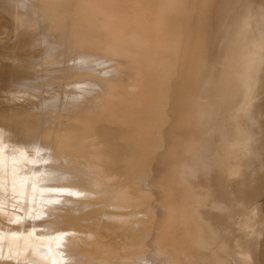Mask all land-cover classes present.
Masks as SVG:
<instances>
[{
	"label": "bare ground",
	"instance_id": "6f19581e",
	"mask_svg": "<svg viewBox=\"0 0 264 264\" xmlns=\"http://www.w3.org/2000/svg\"><path fill=\"white\" fill-rule=\"evenodd\" d=\"M103 1L105 2L106 0H103ZM121 1L128 5V6L126 5L128 7V9L126 10V12H123V13H121V12L123 11V9H126L125 7L123 9L121 8L120 12H119V10H120L119 9V10H116V13H113V12H111L112 10L109 11L106 7H104L105 8V10H104V9H102V7L100 5L99 6L95 5L96 1H95V3L92 4V0H80L77 3L75 2L76 3V7H73V9L71 8L73 2L71 4L68 0H62V1H59V0H43V2L41 4H39V2L37 4H34V0H14V4L12 6L14 7L15 5H17V6L26 7V5H29V6H34L35 5L33 7L34 11H30V12L28 11L27 14L23 13V16H22V13L19 11V13H21V17L25 18V19L18 18V15H17L16 19L18 20V22L20 24H23V25L24 24L25 25L28 24V25L32 26V24H35V23L38 22L39 16H41V17L48 16L49 19H51L50 21H52V23L54 25H56V26L58 24H62L65 20H67L69 23L73 22V23H70V24H73L72 28L75 29V30L71 29L69 31V29H68V31H69L68 35H69V37L70 36L72 37L71 40L74 38V40L79 39V41L86 42V43H89V44L91 42V44H93L94 42H96L95 40L99 41V37L101 39H106V41H102L101 42V45H98V46H100L99 49H101L103 51L104 50L109 51L111 54H114V55H120L121 58L122 57H127V58H130V60L132 58V59H135V61L139 59L138 60L139 63H135V65H137V67L139 69V70L136 69V71H135L137 75H141V74H143L145 72H148L149 67H151V66L153 67L154 64L157 65V63H161V65L166 66L165 70L163 71L164 74H165V71L167 70V68L170 67L171 69L169 68L166 71V73L167 74L169 73L168 75L173 73L174 76L172 75V79L171 78L168 79L169 76L167 74H165V75H166V77L168 76L167 81L171 80L172 83L171 82H167V83H170V85H169L170 87L169 86L168 87L170 88V90H174L173 93L176 96L174 98H172L170 96H169L170 98H168V99L166 98L168 103H173L174 100H177V99H179L180 101L193 99L196 95H198L199 92H205L206 96H210V97H214V98L235 99V100L230 102V104H219V105L213 104V105H204V106H189V105H185L184 107H179V108H177L175 110V112L177 114L174 113L176 115V117L175 118L174 117L171 118L172 120H169V121H167V120L166 121H161L160 120V121H158L156 119H153L152 121L146 122L144 126H140V128L139 127L138 128H131V130H129L127 134L125 133V131L121 132L119 130L122 133L120 137H118V135H115V136L111 135L112 137L105 138L106 135L109 136L110 133L114 134L116 132V130L119 128V125H118L119 123H121L122 121H125V120L127 121L128 118L134 117V116H132V114L128 113L129 111L123 110L122 107L126 103L125 101H127L128 99H126L127 96L125 97V95L123 94L125 92L121 93L120 92L121 90H120L119 92H117L118 94L110 93L112 95H109V98L112 100V103L111 102L108 103L109 105L107 103L102 105L104 100H103V102L100 100L102 103L97 108H94L96 106L90 107V104L87 105L88 106L87 109L89 111H87L88 113L86 115H84V116L81 114V112H83L84 111V107H87V106L85 104H82V102L80 103L81 105L78 104V103L77 104H67V106L64 105V106H66L67 110L65 109L66 110L65 115L62 116L61 118L57 117V113L58 112L53 111L50 114L55 115V118H54L55 120H53L50 124H47V123L45 124L44 123L45 126L48 125V126L45 127V132H47L48 134L50 132H53L52 130H54L58 126H60V122L59 121H62V122L64 121L65 122L66 120H68V121L72 120L75 123L78 122L76 125H78V124L79 125L77 126V129H76L77 131H76V133L74 132L75 133L74 135H73V133H71L72 135H70L65 140H63L61 138L62 139V141H61L59 139L60 141L58 142L59 143L58 144L59 145L58 149H60V147H63V146L65 147V146L69 145V143H71V144L74 143L75 145L78 146L76 148L78 151H76V149H71V147H70V149L65 150V152L63 154H65L69 158L70 162L72 164L76 165V166L77 165H81V167H84V166L91 167V169H92L91 172L92 173H88V175L90 174L89 181L91 182V183L89 182L88 185L92 184L91 188L94 185H97L98 187L101 186V188H103V187L108 186L109 183L112 180H115V181L118 180L119 181V180H122V179H127V180H132L133 181V183L130 186H127L128 194L130 192L129 190H131L132 187L133 188L135 187V189H136V188H139L140 186H142L143 187V189H142L143 191H144V187L145 188L148 187L149 190H151L153 188L151 183L153 184V182L149 178L151 176H148V175L150 174V175L153 176L155 170H153V174H152V169H156V167L159 168L160 166H162L161 168L165 169V167H164L165 165H167L166 168L169 167L170 165H171V167L173 166L172 168L175 170L174 171L175 174H174V172H171L172 170H170V172L166 173L167 172V169H166L165 170L166 171L165 172L166 175L161 174V175L164 176V181H165V179H166V182H167V180L170 181L171 178H175V177L180 178L181 181H184V182H182L184 184V186L180 189V192L179 191L175 192V191H177V189L175 190V186L172 187V186L169 185V186L165 187L166 189H167V187H169V188H172L174 190V192L172 193L173 196H177V197L178 196L179 197L180 196H185V195L189 196L190 194L188 192H190V190H191V189L189 190V188H192V187L190 185H188V184H195V185L198 186L199 190L198 191L194 190L195 191L194 193H196V195L194 194L195 195L194 197H196L198 195L196 197L198 199L194 198L192 200V202L193 201L195 202V200L197 202V200H198V202H197V204H198L197 206L198 207L199 206L201 208H203V206L206 207V208L208 207L209 210L208 209L205 210V208L204 209H200V207L199 208H195V206L192 205V204L191 205L194 206V207H190L188 205L187 207H189V208H185L184 206H186V205L182 206L181 203L187 201V199H190L189 202L191 201V199L193 198L191 196H190L191 198H186V197L182 198V199L177 198L178 201L174 200L175 202H173V200L172 201L170 200L171 202H168V200H169L168 199L167 200L168 207L165 208V210H166V213L170 216L171 219H164L163 218L164 220H162V219L159 218L162 221L158 222V226H162V228H164L165 231L166 230L168 231L167 235L165 233H161L160 234L161 235L160 239H159V241L157 242V244L155 246H153L152 242H150L148 244L146 242V246L149 245L150 248L160 247L161 249H159V250L165 252L164 248L166 250H168V248H169L168 245H167V242H169V241L167 239L168 238L175 239L176 243H171L170 242L171 245L173 246V248L170 249L169 252H171V254H172V252H175L176 253L175 255L177 257L182 256V255L186 256L189 259L191 264H236L238 262L237 258H240L242 260L241 262H243V263L245 262L246 263L248 261L247 258H250V256L248 257V254H250L251 252L253 253V255L255 253L256 257L257 256L264 257V241L261 238H259V239H261V241H259V239L257 238V236H258L257 232L259 233V230L256 229L257 232L253 233V232H255V227L253 225H255L256 224L255 222H257L258 225H256V227L258 226L260 231H262L263 235H264V221H261V222L260 221H255V222H253L255 224L251 223L250 222V217H249L251 213H247L251 209L246 212L244 207H243V204H245V203L247 204V200H248V202L250 201L248 198H251V196H252V198H254L256 196L257 197L260 196V198L264 199V197H262V195H260V194L264 193V188H263L264 184H261V183H264V172H260L262 169L260 170L258 168L260 163H259L258 166H256L257 164L254 165V162L257 163L259 161L258 158L261 159V157H264V155L261 156V157H258L257 159H255V161L252 158L254 155L256 156V154H257L256 151H260V150L264 149V102H258L260 104H252V105H249V104L245 103V101H247L248 99L256 96L258 93H260L261 91L264 90V53L261 54L264 51V0H120V3H122ZM142 1L143 2L146 1V2L153 3L155 5V8L154 9L150 8V10H148L146 13H143L140 16H138L136 18L135 24L133 26H131L130 29L128 28V30L125 31L127 34H130V38H124V34L125 33L122 32V29L127 27L125 25L127 23L122 22V20L127 18V16H129V13L133 9L134 5H136L137 3L142 2ZM75 3L73 4L74 6H75ZM112 4H114V3H112ZM9 5L10 4H9V2H7V0H0V6H4L6 8ZM118 5H122L123 6V4H118ZM95 6H97V7H95ZM9 7H11V5ZM69 7H70V12L68 11ZM74 8H76V9H74ZM13 9L10 8L12 13L14 12V14H15L16 10L13 11ZM109 9H110V6H109ZM95 11H99L98 12L99 17L98 18L96 17L98 20H97V23L96 22L95 23L98 25V26L97 25L96 26L100 30H98L96 32H93V33L82 32L84 29L87 28V26H90L91 24H93L92 23L93 20H91L92 19L91 15H93L92 12H95ZM17 12L18 11H16V14H18ZM81 12H84V14L86 15L85 19H82ZM130 15H131V13H130ZM78 16L81 17V19ZM168 19H169V21L171 19H174V20L171 21V24L174 21V24H172V26H171V24L169 25L167 23ZM40 21L42 22V20H40ZM38 24H40V23H38ZM111 24L115 25V28H116L115 30H117V31H114L113 33L109 34L110 36L109 35L106 36L105 33H104L105 31H103V29L106 26H109ZM136 25H137V27H136ZM61 26H63V25H61ZM144 26H146V27H144ZM153 26H156L157 28H159V31L157 30V32L154 29L155 34L154 33L151 34V33L148 32L149 29L152 28ZM67 27L68 26H66L64 28L66 29ZM40 28L41 27H39V29ZM153 28H155V27H153ZM105 30H108V29H105ZM118 30H119V32H118ZM121 33H124V34H121ZM89 38H92V41L89 40L90 41L89 42L87 40ZM67 39L69 40L68 37H67ZM80 44H82V43L80 42ZM96 44H97V42H96ZM84 45H85V43H84ZM173 47H179L180 50L176 49V50H179V51L177 53H174V52H176V50L173 52V50H174ZM52 48H56V47L53 46ZM106 53H108V52H106ZM81 54H83V53H81ZM102 54H104V53H102ZM78 56L80 57L81 55H78ZM90 58H91V56H90ZM127 58H125V59H127ZM94 59L95 58H93V60ZM131 61H134V60H131ZM37 62H38V60H37ZM84 62H85V60L82 63H84ZM89 64H91V62ZM131 64H133V63H131ZM95 65H97V63ZM130 68H132V67H130ZM143 69H145V70H143ZM123 72H125V71H123ZM25 73H26V71H25ZM156 73L157 72H155V75H157ZM22 74L25 75L24 72H22ZM22 74H20L21 77H22ZM45 74H46V72H45ZM159 75H161V74H159ZM25 76H26L25 78L28 80V82L33 81L34 84H35V82H38V80H39L38 79V75H36L37 78H35V75H33L34 77L33 76L30 77L29 75H25ZM201 76H202V78H201ZM27 77H29V78H27ZM11 78H13V76ZM20 79L21 80H17V81H22L23 80L22 78H20ZM26 79H24V80L26 81ZM153 79H154V77H153ZM153 79L151 81H153ZM51 80H52V78H51ZM25 81H22V82H25ZM13 82H16V81H13ZM96 84H98V83H96ZM164 84H166V83L165 82L162 83L161 81H156V82H151L147 86H149L151 88L153 87L154 89L157 88L156 89V92H157V90L159 91V88L162 87L161 88L162 90H163V88H165V87H163ZM168 87H166V88H168ZM15 89H16V87H15ZM161 89H160V91H161ZM19 90H20V88H19ZM132 90L133 89H131L130 91H132ZM149 91H151V89ZM136 92H137V90H136ZM113 93H115V92H113ZM132 94H134V92ZM129 95H131V92H130ZM34 96H36V95H34ZM46 96L47 95L45 94L44 97H46ZM135 96L139 98V96H137V94ZM140 96H143L142 98H144V99H145L144 96H147V99L149 98V95H147V93H146V95L142 94ZM155 96H157V95H155ZM37 97L38 96H36V98ZM44 97L42 95L41 98H44ZM51 97H53V96L51 95ZM47 98L48 99L50 98L49 94H48ZM128 98H129V96H128ZM132 98L134 99V101H136L138 104H140V106L142 108H144V110L142 109L143 110L142 113L145 112V113L149 114V112H151L153 109H155V107L158 104V102H157V104H155L156 102L154 101L155 102L154 103L152 100L148 101L146 103H142V101H144L143 99H141L142 100L141 101L140 98H139V100L135 99L134 97H132ZM37 99L39 101V98H37ZM56 99H58V98H56ZM104 99H105V97H104ZM160 100H162V98ZM145 101H147V100L145 99ZM41 102H42V100H41ZM55 103H56V101H55ZM92 103H94V102H92ZM161 103H162V101H161ZM243 103H245V104H243ZM129 104L130 103H128V105ZM133 104H134V102H133ZM128 105H126V106H128ZM165 105H167V104L165 103ZM105 106H106V108L108 107L107 111L104 108ZM132 106L129 107L128 110H130V108L132 110ZM16 107L17 108H9V107H7V109L5 108V110L2 109L0 111L1 112L0 113V117H2L4 119V122L6 120L9 121V123L13 122V123H15L16 126H18V127L21 126L26 131H28V129H36L37 130V129L41 128V123H40L41 114L32 111L31 110L32 108L31 109L20 108L19 105L18 106L16 105ZM139 107H137V108H139ZM47 108H49V107H47ZM87 109H85V110H87ZM120 109H122V110H120ZM124 109H126L125 106H124ZM45 110H46V106H45ZM68 110H69V112H67ZM76 111H79L78 113H79L80 117H78V113H75ZM98 111H99L100 114L95 116V113L98 112ZM140 112H141V110L139 109V111L136 112V113H140ZM90 113H92V114H90ZM50 117H52V116H50ZM165 117H166V115H165ZM167 117H170V116H167ZM213 117H221L222 119H224V123L222 125L216 127V128H213L212 124H211V118H213ZM163 119H164V116H163ZM168 119H170V118H168ZM80 122H82V125L85 123V125L83 127H82V125L80 126ZM113 123H116L117 129L113 126L114 125ZM2 125H6V127L3 126L4 128H6V131H4V128H3L4 133H2L3 131L1 130L2 129V127H1L0 130L2 132L0 134H6L7 131H8L7 128H9V127H7V124H3L2 123ZM65 126H66V129H67L68 125H65ZM241 126H243L246 129H248L250 131V133H251L250 137L247 140H245L242 143L241 146L244 147V145H245V147H249L248 149H250L251 152L246 151L244 149L245 147L242 148L240 145H238V144L236 145L237 142L235 140V136H236V134L239 131ZM75 127H73V128H75ZM142 127L145 129V134H143L144 135L143 138L142 137L140 138L138 133L142 129ZM64 128L65 127H63V129ZM60 129H61V126H60V128L58 130H60ZM66 129L64 130V132L66 131ZM71 129L72 128H70V130ZM13 131H15V130L13 129ZM119 131L117 130V132H119ZM8 132H10V130ZM16 132H15V134H14V132H12L15 135V137H13L12 140H15L17 143H19L20 142V139H19L20 137L18 138V135H17ZM21 132L26 133L23 130H21ZM55 132L56 131L54 130V133ZM68 132H70V131H68ZM12 133H11V135L14 136ZM57 133L59 134L60 132L58 131ZM142 133H144V132H142ZM142 133H140V134H142ZM221 133H223V134L221 135ZM8 134H6V135H8ZM1 136H3V135H1ZM9 136H10V134L8 136L4 135L3 137L7 138ZM23 136H25V135H23ZM91 136H95V138H93ZM140 136H142V135H140ZM3 137H2V139H3ZM57 137H58V135H57ZM6 138L3 139V140H6ZM9 139H11V136L9 137ZM17 139H19V142H18ZM21 139H23V138H21ZM2 141H0V142H2ZM6 141H8V138H7ZM23 141H25V140H23ZM23 141L21 140L22 143H23ZM4 142L5 141H3L2 143H4ZM21 142H20V144H21ZM8 143H9V141L7 142V144L6 143H4V144H6L7 147L10 146V147H8L9 149H13V147L15 148L17 145L19 147V144L15 143V142L14 143L16 144V146L15 145L12 146L11 144H13V143H11V144L9 143V145H8ZM85 143L87 145H85ZM28 145H30V144H28ZM33 145L35 146L36 150L38 151L39 148H37V146H39V144H37V146L35 144H33ZM0 146H1V143H0ZM11 146H12V148H11ZM51 146H52V144H51ZM81 146L82 147L84 146L83 148H85V149L87 148L88 149V153L80 152L81 149H82ZM18 147L15 148V149L17 150V149H20V148L23 147V149H21V151L22 150L25 151V149H24L25 145L21 144V147H19V148ZM27 147L28 146H26V152H27V149L29 148V147L28 148ZM52 147H54V146H52ZM126 147L128 149L133 150V151L135 150V152H133L131 150H127L128 151L127 153L130 154V152H132L133 156H131V157L127 156L128 154L127 155L124 154L125 155L124 156L122 154V152H120V150H122V151L125 150V149H121V148H126ZM30 148L31 149H35V148H32V146ZM54 148H56V147H54ZM54 148H53V150H54ZM142 148H145V151H142ZM150 148H151V151H149ZM251 148H253L254 150L253 149L251 150ZM3 149H2L3 151H7V150H5V146H4ZM16 150L13 149L11 151L15 152ZM36 150H34V151L36 153H39ZM53 150H51V151H53ZM243 150H245L244 151L245 153L247 152V154L246 155L244 154V156H242ZM3 151H1V152H3ZM8 151H10V150H8ZM8 151H7V153H9L8 156L12 155L11 154L12 152L11 151L8 152ZM21 151L19 150L20 154H21ZM24 151H22L21 156L19 155L18 152L17 153H18L19 156L17 155L16 152L14 154H16L18 156V158L23 157V159H24V157H26L25 156L26 153L23 154ZM58 151L60 152L61 150H58ZM30 152L28 151L29 154H30ZM54 152H55V150H54ZM252 152H254L256 154H254ZM260 152H262V151H260ZM260 152H258V153L260 154ZM36 153H35V155H36ZM48 153H49V151H48ZM6 154H4V155H6ZM51 154H52V152H51ZM259 154H257V155L260 156ZM2 155H3V153L0 155V157ZM130 155H132V154H130ZM14 156L12 155V156H10V158L14 157ZM17 156H15L14 158L17 159L16 158ZM52 156H55V155H52ZM31 157H32V154H31ZM48 157H49V155H48ZM62 158H63V156H62ZM5 159H7V157ZM37 159H39V158H37ZM218 159L221 162L219 164L217 163V165L216 164L213 165L214 163H216L215 160H218ZM1 160H3V159H0V161ZM25 160H26V158H25ZM256 160H258V161L256 162ZM262 160H263V158H262ZM193 161L194 162L198 161L199 163L200 162L201 163L199 165H196L197 166L196 168L190 169V170H192L191 174H187L185 172H181L180 170L176 172V168L179 169V167H181V170H183V169L189 170L187 168H184V164H186V165L190 164L191 165L192 163L194 164ZM238 161H239V163H238ZM189 162H192V163H189ZM198 162H196V163H198ZM45 163H47V162H45ZM263 163H264V160H263ZM16 164H18V163H16ZM132 164H137L136 165V169H137V167L139 165H141V166L138 167L139 170L138 169L137 170H133L132 168H134L135 166L133 165L134 167L131 168ZM176 164L177 165L180 164V165L178 167H176L175 166ZM181 164H183V167H182ZM21 166H24V165H21ZM56 166H58V165H56ZM174 166L176 168H174ZM241 166H243V167H241ZM261 166H260V168H263ZM171 167H170V169H171ZM188 167H190V166H188ZM240 167L242 169L244 167L245 168L253 167L255 170L253 169L252 173L250 171L251 169H248L250 171L249 174H255V173L257 174V173H259V174H257L258 177L256 176L255 179H257L258 182L259 181L261 182V183H259L261 186L259 184H257L258 186H256L255 179L254 180L251 179L252 177L254 178L253 175H251V178L247 177V176H250L248 174V171L247 172L244 171V175H243V172H242L241 175H243V176H241V177L240 176L239 177L236 176L235 172H237L236 170L241 169ZM23 168L21 167V169H23ZM26 169H25V171H26ZM48 169L49 168H47V170ZM119 169H121L120 172L116 173V170L118 171ZM28 170L30 171L31 169L29 168ZM243 170H245V169H243ZM44 171L47 172L46 169H44ZM160 171H161V169H160ZM50 172H51V170H50ZM60 172H62V171H60ZM157 172H159V171H157ZM240 172H241V170L238 173H240ZM71 173H73V172L71 171ZM76 173H78V172L75 171L74 174H76ZM68 174H64L63 177H60L61 180L63 179V181H70V180L74 179L71 176V174L70 175H68ZM74 174H73V176H75ZM81 174L82 175H80L79 178L81 176H83L84 173L81 172ZM158 174L160 175V173H158ZM52 176L55 177V175H52ZM154 176H157V175H154ZM154 176H153V178H155ZM230 176L231 177L234 176V178H232V180L229 181L228 178ZM54 177H51V178H53V180H54ZM76 177H77V174H76ZM159 177L162 178V176H159ZM159 177H158V179H159ZM55 179H57V178H55ZM176 179H172V180L174 181ZM50 180H52V179H50ZM159 180H155V182H157V181L159 182ZM172 180H171V182H172ZM252 181H254L253 183H255V185H253ZM79 182H81L80 179H79ZM87 182H88V180H87ZM179 182L180 181L177 180L175 183H179ZM157 183H155L156 185H154V188L152 190L157 188L156 187L158 185ZM84 184H86V182L85 183L83 182V185ZM81 185H82V183H81ZM43 186H47V185L44 184ZM136 186H139V187H136ZM150 187H152V188H150ZM158 188H159V185H158ZM163 188L161 187V188H159V190L162 191ZM118 189H119V187L117 188V190L115 189L116 191H114V195H116V196L127 195V192L125 191L126 189L125 190L123 188H122L123 190H118ZM120 189H121V187H120ZM166 189H164V190H166ZM62 190H64V189H62ZM82 190H83V188H82ZM106 190L104 192L108 193L110 191V189L108 191H106ZM149 190L146 191V193L149 195V197L145 201L151 200L152 199L151 197L153 195H156L155 193L154 194L152 193L153 195L151 196V193L149 194V192H150ZM94 191H95V189H94ZM42 193H44V192H42ZM167 193H169V191H167ZM167 193L165 194V196L168 195ZM190 193H193V192H190ZM255 193H256V196L254 195ZM51 194H53V193H51ZM51 194H49V195H51ZM258 194H259V196H258ZM109 195H111V194H109ZM156 196H160V195L157 194ZM242 196L245 198V200H243L241 202L239 199ZM47 197H48V195H47ZM243 197H242V199H243ZM2 198H4V197H2ZM165 198H167V197H165ZM255 199H257V198H255ZM79 200H81V197H80ZM145 201L141 202V203L144 204ZM227 201L228 202L230 201L232 204L236 203V202H240L242 207H240V206L237 207L236 206L239 209H237L236 207H233L236 210H232L231 209V211H229L230 208H226L228 206L224 205V203H226ZM254 201L256 202V204L258 203V201H256V200H254ZM261 201L259 200L258 204H260ZM50 202H51V200H50ZM50 202H48L46 204H49ZM251 202H253V201H251ZM251 202H249V203H251ZM263 202L264 201H262V203ZM38 203L40 205H42L39 201H38ZM42 203H45V202H42ZM258 204H257V206H258ZM152 205H154V204H152ZM152 205H150V207ZM44 206H46V205H44ZM48 206H50V205H48ZM61 206H63V205H61ZM261 206L258 207V209L255 208V210H259V208H262ZM116 207H118V206H116ZM252 207L253 206H251V208ZM39 208H40V206H39ZM225 208H226V213L230 214V215H227L226 213H224V209ZM249 208H250V206H249ZM0 209H1V207H0ZM227 209H229V210H227ZM243 209H244V211L247 214L245 212H243ZM35 210H36V208H35ZM262 210H264V207H263V209H261V211ZM36 211H38V210H36ZM43 211H45V210H43ZM254 211H252V212H254ZM3 212L4 211H2V214H4ZM39 213H41V212H39ZM46 213H44V214H46ZM223 213L226 214L225 215V219H226V216H227V220H228V218L233 217V218H236L237 222H238V220L240 219V221H241L240 224L241 223L243 224V225H241L242 227L244 226V223H245L244 229H246V230L244 231L245 232L244 234L245 235L247 234L248 236L244 237V234H241V232H240L241 226H240V228L237 227V229H236V227H235L233 229V230L239 231V233L241 235L237 234L236 231H235L236 232L235 234L233 232L230 233V234L233 233V235L228 234L229 233V231H228V229H229L228 228L229 221L225 220V221L228 222V223L226 222L227 225H225V223L223 221L224 217L222 218V216H221V215H224ZM244 213L246 215H249L248 216L249 217V221L247 220L246 215L244 216ZM254 213L256 214V211ZM260 214L262 215V213H260ZM260 214H259V216H260ZM54 215H56V213ZM254 215H253V218H254ZM0 217H2V216H0ZM126 217H127V215H126ZM251 217H252V215H251ZM7 218L9 219L10 217H7ZM43 218H41V219H43ZM140 218H141V216H140ZM255 218L257 219V216H255ZM12 219H14V218H12ZM256 219H254V220H256ZM16 220L19 221V219H16ZM57 220H59V219H57ZM138 220H139V218H138ZM141 220H142V218H141ZM234 220L232 219V223H237V222H234ZM262 220H263V218H262ZM1 222H2V220L0 221V223ZM106 222H108V221H106ZM258 222H260V223H258ZM12 223H14V222H12ZM17 223H19V222H17ZM17 223H15V224H17ZM4 224H5V222L3 221L2 225H4ZM43 224H41V226ZM56 224L57 223H55V226H56ZM70 224H74V223L70 222ZM77 224H79V223H77ZM146 224H147V222H146ZM5 225L4 226L0 225V226L3 229L5 227ZM29 225H32V224H29ZM89 225H90V223H89ZM17 226H20V225L17 224ZM171 226H173V227L175 226L174 233L170 232V227ZM173 227H171V228H173ZM6 228H7V225H6ZM6 228H5V230L8 232V234H9V232L11 233V231L13 232V233H11V235L12 234L13 235L16 234L18 232V230H20V229L16 228L17 232L14 231L13 226L10 227V229L13 228V230H9V228L8 229H6ZM75 228H78V227H75ZM249 228L252 229V231H253V232L250 231L252 233L250 235L247 233V231L250 230ZM253 228H254V230H253ZM36 229H37V227H36ZM36 229H35V232H36ZM79 229H80V227H79ZM225 229L228 232L227 233L228 235L224 234V236H223L222 232ZM28 230H30L29 227L27 229V232H28ZM83 230H84V228H83ZM2 231H4V230H2ZM6 231H4L3 233H5ZM128 231H127V234H128ZM171 231H173V230H171ZM205 232H208L210 234L206 235ZM45 233L47 235V232H45ZM70 233H72V232H70ZM75 233H77V231ZM129 233H132V231L129 232ZM190 233H193L195 235V237L193 236V238L189 239L188 234H190ZM5 234H7V233H5ZM38 234L40 235V233H38ZM98 234L100 235V233H98ZM147 234H149V233H147ZM28 235L31 236L32 234H29V232H28ZM67 235H68V232H67ZM150 235H152V234H150ZM225 235H227V236H225ZM242 235H243V237H242ZM156 236H155V238H156ZM190 236H191V234H190ZM260 236H262V235H260ZM10 237L12 238L13 236H10ZM32 237H35V235L34 236L32 235ZM69 237H71V236L69 235ZM69 237H67V238H69ZM89 237H90V235H89ZM113 237H114V235H113ZM150 237H148V239ZM25 238L26 237H24L25 242L27 241L25 243V245L28 244V241H29V244H30L31 240H29V239L31 237H29V239L27 237L28 240H26ZM91 238H93V237H91ZM103 238H106V237H103ZM144 239H146V241H147V238H144ZM82 240L85 241V239H82ZM105 240H107V239H105ZM108 240H110V238H108ZM217 240L221 241V244L220 243L219 244H220V248H222V249H221V252H217L216 249L213 252H217V254L218 253H220V254H218V255L211 254L212 251L209 253L210 250H208V252H207V247L205 248V250L203 249L205 246L210 245V244H207V243L210 242L212 244L211 241L219 242ZM5 241H6V239H5ZM23 241H22V245H21V242L19 244L15 242V244H18V246L14 245L13 240L11 241L12 243L9 241L10 245H12L11 252L14 249L17 251V253H15V254H13V252L12 253L10 252L11 253L10 254L9 253L10 250H8V248H6L7 251H8L7 253L10 254V255H13V256H11V259L16 254H18V252H20L19 245L21 247H24ZM34 241L35 240L33 239L32 242H34ZM90 241H91V239H90ZM1 242L2 241L0 240V244H1ZM6 242H8V241H6ZM40 242H42V241H40ZM58 242H60V241H58ZM64 242H66V241H64ZM68 242H66V243H68ZM134 242L130 241V240H126L125 243H128L126 245V248L130 249L129 248L130 247L129 244H131V248L140 247L141 246L139 244L142 241H140L139 244L136 243L137 246H136V244ZM36 243H37V241H36ZM61 243H63V242H60L59 244H61ZM143 243H142V245H143ZM213 244H218V243H213ZM10 245L9 244L6 245V243H5V246H4L3 243H2L1 246H0V249H1V247L2 248L6 247V246L10 247ZM44 245H42V246H44ZM88 245H90V244H88ZM221 245H222V247H221ZM33 246H35V245H33ZM80 246H79V249L81 250V248H83V247L80 248ZM16 247H18V248H16ZM45 247L46 246H44V248ZM90 247H88V250L92 249ZM212 247L218 248V245L217 246L213 245ZM212 247H208V248L212 249ZM25 248H27V245H26ZM9 249H11V247ZM37 249H35V251ZM107 249H108V247H107ZM136 249H133V250H135L134 252H136ZM15 250H14V252H15ZM26 250L24 249V252ZM41 250H42V248H41ZM48 250H46V252H48V255L49 254L53 255V253L57 252V247L55 245L53 247L52 251H51V249L49 251ZM217 250H219V249H217ZM1 251H2V249H1ZM29 251H30V249H29ZM75 251L77 252V250H73L72 249L73 253H76ZM198 251L199 252L206 251L210 255L201 257L199 255L200 253ZM3 252H4V255L2 254ZM24 252H21V253H24ZM2 253L0 252V255L5 256V253H6L5 250H3ZM21 253H19V254H21ZM32 253H33V250L31 252V254ZM41 253L39 254V256L41 255ZM81 253H83V252L80 251L79 254H81ZM193 253H194V256H191ZM195 253H197V254H195ZM31 254H29V255L32 257L33 255H31ZM34 254L36 255L35 252H34ZM42 254H44V252ZM95 254H96V252H95ZM6 256H7V254H6ZM42 256L43 255H41L40 257H42ZM76 256H78V255L76 254ZM81 256H83V254L80 255V257ZM176 256L174 257V255H170L171 259L174 260V261L177 260ZM17 257L18 258L22 257L23 259H26V255H24V254H22V256L17 255L16 258ZM18 258L16 260H18ZM32 258L28 257L27 260H30ZM83 258H85V257L83 256ZM95 258H96V256H95ZM86 259H89V257L86 258ZM254 259H253V256H252V259H251L252 263H254L253 262V261H255ZM258 259H260V258H258ZM81 260H83V259H81ZM259 262L261 263V261H259ZM259 262H257V263H259ZM25 263H26V261H25ZM261 264H264V261Z\"/></svg>",
	"mask_w": 264,
	"mask_h": 264
},
{
	"label": "rangeland",
	"instance_id": "374dc122",
	"mask_svg": "<svg viewBox=\"0 0 264 264\" xmlns=\"http://www.w3.org/2000/svg\"><path fill=\"white\" fill-rule=\"evenodd\" d=\"M11 1V2H10ZM59 1H62V0H59ZM71 4L73 2V4L80 0H68ZM96 1V3H95ZM101 1V2H100ZM119 1V2H118ZM7 2H9V4L11 5V7H4V6H0V111L3 109L5 110V108L7 109V107L9 108H17L16 105L20 108H27V109H31L32 111L36 112V113H39L41 114V119H40V123H41V128L39 129H28V131H26L24 128H22L21 126H16L15 123L13 122H10L9 121H5L4 122V119L2 117H0V128L2 127V131H3V128L6 127V125H2L3 124H7V130L10 132L7 131L6 134H10L11 136V139L8 138V141L9 143H13L11 144L12 146L17 143L15 140H12L13 137H15V132L17 133L18 135V138L20 139V142L21 140H25L23 141V143L21 142L22 145H25L24 151L23 154L26 153V157H20L18 158V156L22 154V151L20 149H15L18 147V145L13 149L16 150L15 152L19 153V150L21 151V154L17 153L14 154L15 152L11 151L13 149H9L8 146L7 147V138L6 140H3L5 139L3 136H8L6 134H0L3 135L0 137V141H5L4 143L0 142L1 143V148H0V152L3 151L4 149V146H5V150H10L12 153V155L14 156H17L15 159L14 157H11L12 155L8 156L9 153H7V151H3L0 153V155L3 153V157L1 156L0 159H3L0 161V213L2 214V211H4L3 213L4 214H0V221L2 220V222L4 221L5 224L7 225V228H6V225L5 227L2 229L1 226H4L2 225V222L0 223V240L2 241L1 244L3 243V245L5 246V243L6 245L9 244V241L11 242L13 240L14 242V245L18 246V244L21 242V245H22V241L24 240V237H26L25 239L28 240L29 237H31L29 240H31V243L29 244V241H28V244L27 245V248L25 243V240L23 241V244H24V247H21L19 245V250L20 252H18V254H16L14 257H12L11 259V256L13 255H10L12 252L13 254L17 253V251L14 250L11 252L12 250V245H10L11 249H9L10 247L6 246L4 248L1 247L2 251L5 250V256L7 254V256H3L4 255V252L2 253L1 249H0V252L3 254V255H0V264H191L189 259L182 255V256H179L177 257L175 254V252H169L170 249L173 248V246L171 245V243H176V240L175 239H171V238H168L167 240L169 242H167V245H168V250H165V252L159 250L161 249L160 247H153V248H150L149 245L146 246V242L147 244L152 242L153 246H155L157 244V242L159 241L160 239V234L161 233H165L167 235V230L165 231L164 228H162V226H158V222L164 220V219H171L170 216L166 213V210L165 208L168 207V202H171L173 200V202H175L176 200L178 201L177 198H191V203L189 202L190 199H187V201L185 202H182L181 205L184 206L185 208H189L187 207L188 205L190 207H194L195 208H199L197 205V202L195 200V202L193 203L192 200L196 197H194L196 195V193H194L196 191L199 190L198 186L195 185V184H188L190 185L192 188H189L190 192H193V193H190L188 192L190 195H185V196H173V192L174 190L172 188H169L167 187V189L165 188L166 186H172L174 187L175 186V190L177 189V191L175 192H180V189L184 186V184L182 182L184 181H181L180 178H171L170 181L167 180L166 182V179L164 181V176L163 175H166V173L170 172V170H172L171 172H174L175 170L171 167V165L169 167L166 168L167 165H165V169L164 168H161L162 166H160L159 168L156 167V169H152V174H153V170H155L154 175H157V176H154L155 178H153L152 175H148V176H151L149 177L151 179V181L153 182V184L151 183L152 187L154 188V185H156L155 183V180H159L161 177L159 176H162V178L159 180V182L157 183L159 185V188H163V190H159L158 188V185L156 186L157 188H155L154 190H149L148 187H144V191L142 190L143 187L142 186H136V187H139V188H136L135 187L131 190H129V194H128V189H127V186H130L133 181L132 180H127V179H122V180H112L108 186L106 187H103L101 188L98 187L97 185H94L92 188H91V185L88 183L90 182L89 181V178H90V174L88 175V173H92L91 172V167H88V166H84V167H81V165H74L70 162L69 158L63 154L65 152V150H68L70 149H76L78 146L75 145L74 143H69V145L67 146H63V147H60V149H58L59 147V141L62 139L65 140L67 139L70 135H72L71 133H73V135L76 133V129H77V126L79 125H76L77 123L73 122L72 120L68 121L66 120L65 122L63 121H59L60 122V126H61V131L58 130L60 128V126H58L56 129H54L56 132L54 133V130H52L53 132H50L49 134L47 132H45V127L48 126L45 124H50L53 120H55V115H52L50 113H52L53 111H56L58 112L57 113V117L58 118H61L62 116L65 115V112L67 110L66 106L67 104H80L82 102V104H85L86 106L90 104V107H94V108H97L98 106L101 105H104L105 103H112V100L109 98V95H112V94H118L117 92H125L123 93L126 97V99H128L127 101H123L126 105H128V103H130L128 106H126L125 104L123 105V110H126V111H129L128 113L132 114V118H128V120L126 121H122L121 123H119V128L117 129V126H116V123H113L112 125L119 131L121 132H124L127 134L129 130H131V128H140V126H144L146 122L148 121H152L153 119H156L158 121H169V120H172L171 118H175L176 115L174 113L175 110L179 107H184L185 105H189V106H204V105H213V104H230V102L234 101L235 99H221V98H214V97H210V96H206L205 95V92H199L198 95H196L193 99H190V100H185V101H180L179 99L177 100H174L173 103H168L167 102V99L172 97L174 98L176 95L173 93L174 90H170V83H167V82H171V80L167 81V78L169 76L168 79H172V75L173 73H171L170 75H168L166 73V71L170 68L168 67L167 70L165 71V74H167L168 76L166 77V75L163 73V71L165 70L166 66L164 65H161V63H157L153 65V67H149V70L148 72H145L141 75H137L136 74V69H138L137 65H135V63H139V59L135 61V59H132L131 60H134V61H131L130 58H127V57H122L120 55H114V54H111L109 51H106V50H101L99 49L100 46L98 45H101V42L102 41H106V39H101L99 37V41L95 40L97 42H92L93 44H91V42L89 40L92 41V38H89L87 39L89 43H86V42H82V41H79V39H76L74 40V38L71 40V36L69 37L68 35V32L73 29V24H70V23H73V22H68L67 20H65L62 24H58L57 26L54 25L52 23V21H50L51 19H49L48 16H39L38 18V22L35 23V24H32L31 25H28V24H20L18 22V20L16 19L17 15H18V18H21V19H25V18H22L21 17V13H22V16H23V13L24 14H27V12L29 11H34L33 7L35 6H29V5H26V7L24 6H17L15 5L14 7L12 6L14 4V0H7ZM13 2V3H12ZM39 2V4H41L43 2V0H34V4H37ZM106 2V3H105ZM103 1V0H92V4L95 3V5H100L102 7V9L105 10L104 7H106L109 11L112 10L111 12L113 13H116V10H119V12L121 11V8L123 9L124 7L126 9H123V12H126V10L128 9V5L126 3H120V0H106V1ZM111 2V3H110ZM76 3H75V6L72 4V9L73 7H76ZM100 3V4H99ZM105 3V4H104ZM114 3V4H112ZM110 4V5H109ZM116 4V5H115ZM118 4H123L122 5H118ZM144 4V5H143ZM113 5V6H112ZM118 5V6H117ZM127 5V6H126ZM108 6V7H107ZM109 6H110V9H109ZM150 6V7H149ZM4 7V8H3ZM14 9H13V8ZM24 7V8H23ZM31 7V8H30ZM97 7V6H95ZM114 9H113V8ZM116 7V8H115ZM141 7V8H140ZM13 9V11H18L16 14V11H15V14L14 12L12 13V11L10 10ZM150 8L154 9L155 8V5L151 2H146V1H142V2H139L137 3L136 5L133 6V9L131 10V15L129 13V16H127V18L123 19L122 22H125L127 24H125L127 27L126 28H123L122 29V32L124 33H121V34H124V38H130V34H127L125 31L128 30V28L130 29L131 26H133L136 22V18L138 16H140L141 14L143 13H146L148 10H150ZM69 12H70V7L68 8ZM71 9V10H72ZM76 9V8H74ZM19 11L21 13H19ZM99 11H95V12H92L93 15H91V20L93 24H91L90 26H87L86 29H84L82 32H89V33H93V32H96L100 29H98V25L96 24L97 23V18L99 17V14H98ZM96 14V15H95ZM81 15H82V19H85L86 18V15L84 14V12H81ZM80 16V15H79ZM78 16V17H79ZM85 16V17H84ZM6 17V18H5ZM45 17V18H44ZM97 17V18H96ZM81 19V17H79ZM95 18V19H94ZM133 18V19H132ZM3 20V21H2ZM42 20V22L40 21ZM174 20V19H171L169 21V19L167 20V23L170 25L171 24V21ZM169 21V22H168ZM49 22V23H48ZM68 22V23H67ZM96 22V23H95ZM114 22V21H113ZM40 23V24H38ZM38 24V25H37ZM172 24H174V21L172 22ZM171 24V26H172ZM23 25V26H22ZM41 25V26H40ZM47 25V26H46ZM63 25V26H61ZM97 25V26H96ZM59 26V27H58ZM68 26L66 29L64 27ZM32 27V28H31ZM35 27V28H34ZM39 27H41L39 29ZM58 27V28H57ZM107 27V28H106ZM103 31H105V35L108 36L109 34L113 33L114 31H117L115 30V25L114 24H111L109 26H106ZM114 27V28H113ZM137 27V25H136ZM146 27V26H144ZM155 27V28H153ZM152 28L149 29V33H154L155 34V31L157 32V30L159 31V28H157L156 26H153ZM57 28V29H56ZM63 28V29H62ZM113 28V29H112ZM62 29V30H61ZM69 29V31H68ZM105 29H108V30H105ZM155 29V31H154ZM10 30V31H9ZM64 30V31H63ZM75 30V29H73ZM25 31V32H24ZM6 32V33H5ZM56 32V33H55ZM119 32V30H118ZM103 33V34H104ZM2 35V36H1ZM24 35V36H23ZM64 35V36H63ZM67 35V36H66ZM126 35V36H125ZM21 36V37H20ZM110 36V35H109ZM20 37V38H19ZM67 37L69 38V40L67 39ZM62 41V42H61ZM69 41V42H68ZM75 41V42H74ZM67 42V43H66ZM80 42L82 44H80ZM79 43V44H78ZM85 43V45H84ZM100 43V44H99ZM80 45V46H79ZM93 45V46H92ZM56 47V48H52V47ZM87 46V47H86ZM108 46V45H107ZM91 47V48H90ZM46 48V49H45ZM79 48V49H78ZM174 50L173 52L176 50V49H179V47H173ZM50 49V50H49ZM85 50V51H84ZM179 50H176V52L174 53H177ZM79 51V52H78ZM108 52V53H106ZM83 53V54H81ZM87 53V54H86ZM104 53V54H102ZM264 51L261 53L263 54ZM21 54V55H20ZM81 55L80 57L78 55ZM83 56V57H82ZM89 56V57H88ZM91 56V58H90ZM120 56V57H119ZM79 57V58H78ZM82 57V58H81ZM85 58V59H84ZM93 58H95L93 60ZM99 60H98V59ZM127 58V59H125ZM3 59V60H2ZM20 59V60H19ZM80 59V60H79ZM83 59V60H82ZM103 59V60H102ZM38 60V62H37ZM74 60V61H73ZM78 60V61H77ZM85 60V64L82 63L83 61ZM96 60V61H95ZM123 60V61H122ZM126 60V61H125ZM82 61V62H81ZM88 62V63H87ZM91 62V64H89ZM100 62V63H99ZM97 63V65H95ZM133 63V64H131ZM94 64V65H93ZM10 65V66H9ZM124 65V66H123ZM134 67H133V66ZM163 66V67H162ZM132 67V68H130ZM137 67V68H136ZM155 67V68H154ZM9 68V69H8ZM34 68V69H33ZM108 69V70H107ZM154 69V70H153ZM159 69V70H158ZM162 69V70H161ZM171 69V68H170ZM110 70V71H109ZM112 70V71H111ZM145 70V69H143ZM153 70V71H152ZM26 71V73H25ZM37 71V72H36ZM114 71V72H113ZM125 71V72H123ZM151 71V72H150ZM18 74H17V73ZM22 72H24L25 75H29L30 77H32L33 75H35V78L36 75H38V82H34L31 81V82H28V80L25 78L26 76L22 74ZM46 72V74H45ZM109 72V73H108ZM116 72V73H115ZM154 72V73H153ZM155 72H157L155 75ZM162 72V73H161ZM14 75H13V74ZM22 74V77L20 74ZM30 73V74H29ZM151 73V74H150ZM74 74V75H73ZM135 74V75H134ZM153 74V75H152ZM161 74V75H159ZM19 75V76H18ZM50 75V76H49ZM117 75V76H116ZM164 75V76H163ZM4 76V77H3ZM9 78H8V77ZM13 76V78H11ZM17 76V77H16ZM24 76V77H23ZM41 76V77H40ZM68 76V77H67ZM109 76V77H108ZM113 76V77H112ZM135 76V77H134ZM137 76V77H136ZM161 76V77H160ZM174 76V75H173ZM15 77V78H14ZM34 77V76H33ZM46 77V78H45ZM55 77V78H54ZM132 77V78H131ZM154 77V79H153ZM157 79H156V78ZM165 77V78H164ZM18 78V79H17ZM20 78H22L23 80L22 81H25L24 79H26L25 82H22V81H17V80H21ZM29 78V77H27ZM52 78V80H51ZM160 78V79H159ZM199 78V77H198ZM202 78V76H201ZM9 79V80H8ZM14 79V80H13ZM17 79V80H16ZM153 79V81H151ZM50 80V81H49ZM146 80V81H145ZM150 80V81H149ZM13 81H16V82H13ZM40 81V82H39ZM156 81H161L162 83L165 82L166 84H164L163 87V90L161 88H159V91L157 90L156 92V89H154L153 87H149L147 86L148 84H150L151 82H156ZM29 84H28V83ZM33 82V83H32ZM132 82V83H131ZM33 85H32V84ZM46 83V84H45ZM49 83V84H48ZM98 83V84H96ZM172 83V82H171ZM31 84V85H30ZM37 84V85H36ZM94 84V85H93ZM133 84V85H132ZM168 84V85H167ZM12 87H11V86ZM35 85V86H34ZM166 85V86H165ZM214 85V84H213ZM16 89H15V87ZM20 86V87H19ZM98 86V87H97ZM100 86V87H99ZM169 86V87H168ZM14 87V88H13ZM149 89H148V88ZM168 87V88H166ZM18 88V89H17ZM20 88V90H19ZM131 89H133L132 91H130ZM151 89V91H149ZM161 89V91H160ZM128 90V91H127ZM137 90V92H136ZM154 90V91H153ZM139 91V92H138ZM147 91V92H146ZM115 92V93H113ZM131 92V95H129ZM134 92V94H132ZM112 93V94H110ZM149 95V100L147 99V96H144L145 99L147 101H145L144 98H142L143 96H140V95ZM47 95L46 97H44V95ZM48 94H49V97L51 98H47L48 97ZM93 94V95H92ZM120 94V93H119ZM128 94V95H127ZM137 94V96H139L140 100L143 99L144 101H142V103H146L148 101H155L154 103L157 104V106L155 107V109H153L151 112L148 113H145L142 111L144 110V108H142L140 106V104H138L136 101H134V99L132 97H134L135 99H138V97H136L135 95ZM38 96L37 98H39V101L38 99L36 98V96ZM43 95L44 98H41ZM51 95L53 97H51ZM153 95V96H152ZM157 95V96H155ZM161 95V96H160ZM40 96V97H39ZM88 96V97H87ZM129 96V98H128ZM160 96V97H159ZM170 96V97H169ZM71 97V98H70ZM90 97V98H89ZM105 97V99H104ZM41 98V99H40ZM58 98V99H56ZM66 98V99H65ZM108 98V99H107ZM157 98V99H156ZM162 98V100H160ZM167 98V99H166ZM224 98V97H223ZM37 99V100H36ZM47 99V100H46ZM61 99V100H60ZM64 99V100H63ZM69 99V100H68ZM132 99V100H131ZM155 99V100H154ZM159 99V100H158ZM42 100V102H41ZM78 100V101H77ZM102 102H101V101ZM107 100V101H106ZM110 100V101H109ZM130 100V101H129ZM137 100V101H138ZM157 100V101H156ZM166 100V101H165ZM51 101V102H50ZM56 101V103H55ZM58 101V102H57ZM68 101V102H67ZM76 101V102H75ZM80 101V102H79ZM162 101V103H161ZM164 101V102H163ZM94 102V103H92ZM134 102V104H133ZM258 102H264V90L261 91L260 93H258L256 96L248 99L247 101H245L246 104H249V105H252V104H260ZM22 103V104H21ZM88 103V104H87ZM165 103L167 105H165ZM243 103V104H245ZM6 104V105H5ZM94 104V105H93ZM133 106H132V105ZM164 104V105H163ZM24 107H23V106ZM36 105V106H35ZM43 105V106H42ZM66 105V106H64ZM81 105V104H80ZM109 105V104H108ZM132 106V110L129 107ZM138 105V106H137ZM7 106V107H6ZM22 106V107H21ZM26 106V107H25ZM45 106H46V110H45ZM107 106V105H106ZM106 106L104 107L105 110L107 111L108 107L106 108ZM124 106L126 109H124ZM136 108H135V107ZM140 106V107H139ZM18 107V108H19ZM30 107V108H29ZM35 107V108H34ZM49 107V108H47ZM89 107V108H90ZM139 107V108H137ZM39 108V109H38ZM57 108V109H56ZM59 108V109H58ZM62 108V109H61ZM83 108V107H82ZM88 106L87 107H84V111L81 112V114L84 116L86 115L89 111L88 109ZM110 108V107H109ZM41 109V110H40ZM66 109V110H65ZM87 109V110H85ZM139 109L141 110L140 113H136L139 111ZM143 109V110H142ZM62 110V111H61ZM122 110V109H120ZM44 114H43V113ZM48 112V113H47ZM69 112V110L67 111ZM79 111H76L75 113H78ZM101 112V111H100ZM1 113V112H0ZM55 113V112H54ZM134 113V114H133ZM145 113V114H144ZM80 114V115H81ZM92 114V113H90ZM99 111L95 113V116L99 115ZM177 114V113H176ZM137 115V116H136ZM166 115V117H165ZM52 116V117H50ZM54 116V117H53ZM163 116H164V119H163ZM167 116H170V117H167ZM172 116V117H171ZM78 117L79 116V113H78ZM159 119H158V118ZM53 118V119H52ZM167 118V119H166ZM170 118V119H168ZM43 119V120H42ZM47 119V120H46ZM50 119V120H49ZM163 119V120H162ZM44 121V122H43ZM8 122V123H7ZM68 122V123H67ZM45 123V124H44ZM70 123V124H69ZM75 123V124H74ZM112 123V122H111ZM144 123V124H143ZM224 123V119H222L221 117H213L211 118V124H212V127L213 128H216L220 125H222ZM65 125H68L67 126V129H66V126ZM82 125V122H80V126ZM85 125V123L82 125V127ZM4 126V127H3ZM70 126V127H69ZM72 126V127H71ZM76 126V127H75ZM100 126V125H99ZM98 126V127H99ZM63 127H65L63 129ZM69 127V128H68ZM75 127V128H73ZM97 127V128H98ZM44 128V129H43ZM70 128H72L70 130ZM96 128V129H97ZM13 129L15 131H13ZM63 129V130H62ZM66 129V131L64 132V130ZM69 129V130H68ZM0 130V133L2 132ZM12 130V131H11ZM21 130L25 131L26 133L24 132H21ZM35 130V131H34ZM116 132L113 134V133H110L109 136H105V138H110L112 136H115V135H118V137L121 136V132ZM143 130V131H142ZM4 131H6V128H4ZM4 131L2 133H4ZM60 132L59 134L57 132ZM70 131V132H68ZM14 132V134L12 133ZM62 132V133H61ZM64 132V133H63ZM67 132V133H66ZM75 132V133H74ZM144 132V133H142ZM11 133L14 135L12 136ZM47 133V134H46ZM66 133V134H65ZM119 133V134H118ZM142 133V134H140ZM25 136H23V135ZM27 134V135H26ZM61 134V135H60ZM139 137L143 138L145 134V129L142 127V129L139 131ZM223 133H221L222 135ZM250 131L248 129H246L245 127L241 126L239 131L237 132L236 136H235V140H236V145H242V143L247 140L249 137H250ZM16 135V136H17ZM22 135V136H21ZM41 135V136H40ZM45 135V136H44ZM58 135V137H57ZM63 135V136H62ZM112 135V136H111ZM142 135V136H140ZM62 136V137H61ZM3 137V139H2ZM93 138H95V136H91ZM23 138V139H21ZM62 138V139H61ZM2 139V140H1ZM15 139V138H14ZM19 139L18 142H19ZM60 139V140H59ZM43 140V141H42ZM11 141V142H10ZM15 143H14V142ZM39 143H38V142ZM242 141V142H241ZM19 144V147H21V144ZM53 142V143H52ZM241 142V143H240ZM8 143V145H9ZM240 143V144H239ZM27 144V145H26ZM30 144L32 146V148H35V146L33 144H35L37 146V144H39V146H37L38 151L35 149H31ZM54 146L52 147L51 146ZM74 144V145H73ZM4 145V146H3ZM56 145V146H55ZM85 145H87L85 143ZM11 146V148H12ZM26 146H28L27 148V152H26ZM34 146V147H33ZM18 147V148H19ZM82 147V146H81ZM84 147V146H83ZM81 149L80 152H85V153H88V149L86 150L85 148ZM88 147V146H87ZM242 148L244 147L241 146ZM55 152H54V150ZM247 148V149H246ZM249 147H245L244 149L246 151H250V149H248ZM3 149V150H2ZM80 149V148H79ZM121 149H125V150H120V152H122V154H128L127 156H133V153L130 152V155L129 153H127L128 151L127 150H131V149H128L127 147L126 148H121ZM253 148H251L252 150ZM34 150H36L37 152L39 153H36ZM41 150V151H40ZM53 150V151H51ZM58 150H61L60 152ZM84 150V151H83ZM243 150V153H242V156H244V154L246 155L247 152L245 153ZM254 150V149H253ZM8 151V152H10ZM28 151L30 152V154L28 153ZM43 151V152H42ZM49 151V153H48ZM76 151H78L76 149ZM133 151V150H131ZM142 151H145V148H142ZM149 151H151V148L149 149ZM262 151V152H260ZM260 151H256L257 154H259L258 152H260V156H258L256 153V156L254 155L252 158L253 160L255 161V159H257L258 157H261L264 155V149L260 150ZM36 155H35V153ZM42 152V153H41ZM52 152V154H51ZM135 152V150L133 151ZM7 153V154H6ZM58 153V154H57ZM6 154V155H4ZM31 154H32V157H31ZM35 155V156H34ZM39 155V156H38ZM47 155V156H46ZM49 155V157H48ZM52 155H55V156H52ZM252 155V154H251ZM29 158H28V157ZM58 156V157H57ZM63 156V158H62ZM125 156V155H124ZM7 157V159H5ZM51 157V158H50ZM256 157V158H255ZM26 158V160H25ZM28 158V159H27ZM39 158V159H37ZM45 158V159H44ZM47 158V159H46ZM67 158V159H66ZM264 160V157H261L258 158V160H256L257 163L254 162V165L258 166L259 163L260 165L258 166V168L261 170L260 172H264L263 168H264V163H263V160ZM19 159V160H18ZM37 159V160H36ZM9 160V161H8ZM12 160V161H11ZM14 160V161H13ZM32 160V161H31ZM44 160V161H43ZM19 161V162H18ZM25 161V162H24ZM31 161V162H30ZM195 161V160H194ZM193 161V162H194ZM13 162V163H12ZM23 162V163H22ZM47 162V163H45ZM59 162V163H58ZM198 162V161H196ZM194 162V164L192 162H189V163H192L191 165L189 164H184V168H187L189 170H181V167L176 168L178 167L180 164H176L174 166V168H176V172L177 171H181V172H185L187 174H191L192 173V168H196L197 166L196 165H199L200 163H196ZM214 162V161H213ZM216 163H214L213 165H217V163L219 164L221 161L218 159V160H215ZM16 163H20L21 165H24V166H21L20 164H16ZM239 163V161H238ZM26 164V165H25ZM29 164V165H28ZM63 164V165H62ZM69 164V165H68ZM17 165V166H16ZM58 165V166H56ZM135 167H134V166ZM136 165L137 164H132L131 168L133 170H139V165L136 169ZM182 167H183V164H181ZM262 165V166H261ZM19 166V167H18ZM186 166V167H185ZM190 166V167H188ZM192 166V167H191ZM263 167V168H260ZM21 167L23 169H21ZM62 167V168H61ZM70 167V168H69ZM171 167V169H170ZM243 167V166H241ZM240 167V168H241ZM246 167V166H245ZM243 168L245 170H243L242 168L241 169H238L236 170L237 172L236 173V176H243L244 175V171L247 172L248 171V174L249 172L251 171V173L253 172L252 170L254 169L253 167H247V168ZM27 168V169H26ZM31 169L30 171L28 169ZM46 169L47 172L44 171V169ZM47 168H49L47 170ZM66 168V169H65ZM85 168V169H84ZM130 168V169H131ZM26 169V171H25ZM78 169V170H77ZM164 169V170H163ZM167 169V172L165 171ZM248 169H251L250 171ZM51 170V172H50ZM68 170V171H67ZM83 170V171H82ZM86 170V171H85ZM121 169H119L118 171L116 170V173L120 172ZM141 170V169H140ZM169 170V171H168ZM241 170L240 173H238L239 171ZM255 170V169H254ZM8 171V172H7ZM62 171V172H60ZM71 171L73 173H71ZM76 172L77 174V177H76V174H74ZM159 171V172H157ZM57 172V173H56ZM60 172V173H59ZM69 174H68V173ZM83 174V176H81L79 178L81 174ZM166 172V173H165ZM243 172V175H241ZM5 173V174H4ZM15 173V174H14ZM22 173V174H21ZM24 173V174H23ZM26 173V174H25ZM160 173V175L158 174ZM64 174H68L74 178L70 181H63V179L61 180L60 177H63ZM73 174L75 176H73ZM163 174V175H161ZM173 174V173H172ZM175 174V172H174ZM239 174V175H238ZM259 174V173H257ZM257 174H249L250 176H247L249 178H251V175L254 176V178L252 177L251 179L254 180L255 177L257 176ZM52 175H55L52 176ZM88 175V176H87ZM93 175V174H92ZM51 177H54V180L53 178ZM157 177V178H156ZM159 177V179H158ZM173 177V176H172ZM246 177V176H245ZM258 177V176H257ZM57 178V179H55ZM77 178V179H76ZM177 178V179H176ZM233 177H229V181L232 180ZM52 179V180H50ZM79 179L81 182H79ZM172 179H176L174 180L175 182L177 180H179L180 182L179 183H175ZM88 180V182H87ZM172 180V182H171ZM150 181V182H151ZM50 184H49V183ZM56 182V183H55ZM83 182L86 184L83 185ZM171 182V183H170ZM254 181H252L253 183ZM257 179H255V183H256V186H258L257 184L261 183L260 181L257 183ZM82 183V185H81ZM91 183V182H90ZM112 183V184H111ZM119 183V184H118ZM161 185H160V184ZM255 183H253V185H255ZM47 185V186H43V185ZM68 184V185H67ZM75 184V185H74ZM77 184V185H76ZM122 186H121V185ZM174 184V185H173ZM177 184V185H176ZM180 184V185H179ZM261 184H264V183H261ZM52 185V186H51ZM150 185V184H149ZM148 185V186H149ZM150 185V186H151ZM252 185V186H253ZM260 185V184H259ZM54 186V187H53ZM88 186V187H87ZM97 186V187H96ZM124 186V187H123ZM161 186V187H160ZM177 186V187H176ZM180 186V187H179ZM261 186V185H260ZM63 187V188H62ZM96 187V188H95ZM119 187L118 190H125L127 192V195H122V196H116L114 195V191L117 190V188ZM121 187V189H120ZM126 187V188H125ZM255 187V186H254ZM36 188V189H35ZM40 190H39V189ZM80 188V189H79ZM83 188V190H82ZM110 191L107 193V192H104L106 189V191H108L109 189ZM114 188V189H113ZM123 188V189H122ZM259 188V187H258ZM261 188V187H260ZM264 188V187H263ZM262 188V189H263ZM47 189V190H46ZM50 189V190H49ZM64 189V190H61ZM85 189V190H84ZM87 189V190H86ZM90 189V190H89ZM95 189V191H94ZM98 191H97V190ZM116 189V190H115ZM146 189V190H145ZM166 189V190H164ZM35 190V191H34ZM44 190V191H43ZM58 190V191H57ZM89 190V191H88ZM149 190V194L151 193V196L155 193L156 195H160V196H156V195H153L151 198V200H147L145 201L146 199H148L149 195L146 193V191ZM60 191V192H59ZM67 191V192H66ZM78 191V192H77ZM165 191V192H164ZM167 191H169V193H167ZM44 192V193H42ZM65 192V193H64ZM100 192V193H99ZM102 192V193H101ZM104 192V193H103ZM112 192V193H111ZM53 193V194H51ZM153 193V194H152ZM170 194L169 196H165V194ZM39 194V195H38ZM45 194V195H44ZM51 194V195H49ZM58 194V195H57ZM60 194V195H59ZM111 194V195H109ZM162 194V195H161ZM172 194V195H171ZM193 194V195H192ZM195 194V195H194ZM38 195V196H37ZM48 195V197H47ZM55 195V196H54ZM57 195V196H56ZM62 195V196H61ZM99 195V196H98ZM256 196V193L254 194ZM262 195V197H264V193L263 194H260ZM41 196V197H40ZM97 196V197H96ZM113 196V197H112ZM173 196V197H172ZM191 196V197H190ZM259 196V194H258ZM4 197V198H2ZM74 197V198H73ZM81 197V200H79ZM167 197V198H165ZM243 197V196H242ZM242 197L239 199L241 202L243 200H245V198ZM46 198V199H45ZM48 198V199H47ZM60 198V199H59ZM73 198V199H72ZM84 198V199H83ZM88 198V199H87ZM171 198V199H170ZM252 198V196H251ZM248 198L251 202L249 203L248 200H247V204H243V207L245 209V211L247 213H251L250 216L249 215H246L247 213L244 211L243 209V212L244 213V216L246 215V218L247 220L249 221V217H250V222L253 223L255 221H264V210L261 211V209H263L264 207V202L262 203V201H264L263 198H260L259 197H254V198ZM257 198V199H255ZM2 199V200H1ZM90 199V200H89ZM169 199V200H168ZM179 199V200H180ZM198 199V198H196ZM261 201V205L258 204L259 203V200ZM51 200V202H50ZM58 200V201H57ZM92 200V201H91ZM168 200V202H167ZM171 200V201H170ZM175 200V201H174ZM258 201V206L256 204V202L254 201ZM37 203H36V202ZM38 201L42 204L40 205L38 203ZM77 201V202H76ZM145 203H141V202H144ZM42 202H45V203H42ZM50 202L49 204H46ZM147 202V203H146ZM189 202V203H188ZM230 202V201H229ZM228 201L226 203H224V205L228 206L226 208H230L227 209L229 211L232 210H236L235 208L233 207H242L240 202H236V203H229ZM37 205H36V204ZM54 203V204H53ZM56 203V204H55ZM64 203V204H63ZM87 203V204H86ZM91 205H90V204ZM141 203V204H140ZM152 205L151 208L150 205ZM152 203V204H151ZM239 203V204H238ZM255 203V204H254ZM86 204V205H85ZM89 204V205H88ZM114 204V205H113ZM161 204V205H160ZM194 206H192V205ZM196 204V205H195ZM230 204V205H229ZM249 204V205H248ZM252 204V205H251ZM254 204V205H253ZM46 205V206H44ZM50 205V206H48ZM55 205V206H54ZM63 205V206H61ZM82 205V206H81ZM108 205V206H107ZM138 205V206H137ZM141 205V206H140ZM146 205V206H145ZM149 205V206H148ZM256 205V206H255ZM42 209H40L39 208ZM44 206V207H43ZM60 206V207H59ZM87 206V207H86ZM89 206V207H88ZM113 206V207H112ZM118 206V207H116ZM145 206V207H144ZM158 206V207H157ZM248 206V207H247ZM250 206V208H249ZM251 206H253L251 208ZM262 207V208H259V210H255V208L258 209V207ZM109 207V208H108ZM144 207V208H143ZM150 207V208H149ZM225 207V206H224ZM232 207V208H231ZM236 207V208H237ZM247 207V208H246ZM38 210L36 211L35 210ZM56 208V209H55ZM207 210L208 207H204L200 209H204ZM226 208L224 209V213H226ZM254 208V209H253ZM48 209V210H47ZM106 209V210H105ZM117 209V210H116ZM134 209V210H133ZM143 209V210H142ZM239 209V208H237ZM253 209V210H252ZM45 210V211H43ZM119 210V211H118ZM138 210V211H137ZM140 210V211H139ZM209 210V209H208ZM256 211V214L254 213ZM6 211V212H5ZM19 211V212H18ZM54 211V212H53ZM113 211V212H112ZM124 211V212H123ZM150 211V212H149ZM254 211V212H252ZM41 212V213H39ZM47 212V213H46ZM59 212V213H58ZM63 212V213H62ZM228 212V211H227ZM7 213V214H6ZM46 213V214H44ZM49 213V214H48ZM52 213V214H51ZM56 213V215H54ZM58 213V214H57ZM140 213V214H139ZM143 213V214H142ZM149 213V214H148ZM223 213V214H224ZM229 213V212H228ZM262 213V215L260 214ZM115 214V215H114ZM136 214V215H135ZM153 214V215H152ZM162 214V215H161ZM227 214V213H226ZM221 215L222 218L224 217L223 221L225 223V225H227V221H229L228 223V231L229 233L225 230H223V236L224 234H230L231 232H233L234 234L237 232V234H240L239 231L237 230H233L235 227L237 229V227L240 228L241 225H243L242 223L240 224V219L238 220L237 222V219L236 218H233V217H230L228 218L227 220V216H226V219H225V215ZM255 214V215H254ZM260 214V216H259ZM8 215V216H7ZM11 215V216H10ZM16 217H14V216ZM60 215V216H59ZM114 215V216H113ZM125 215V216H124ZM127 215V217H126ZM135 215V216H134ZM227 215H230V214H227ZM252 215V217H251ZM253 215H254V218H253ZM10 217L9 219L7 217ZM19 216V217H18ZM51 216V217H50ZM118 216V217H117ZM139 216V217H138ZM142 220H141V218ZM143 216V217H142ZM150 216V217H149ZM249 216V217H248ZM255 216H257V219L255 218ZM31 217V218H30ZM44 217V218H43ZM48 217V218H47ZM56 217V218H55ZM132 217V218H131ZM137 217V218H136ZM14 218V219H12ZM21 218V219H20ZM40 218V219H39ZM43 218V219H41ZM103 218V219H102ZM112 218V219H111ZM125 218V219H124ZM139 218V220H138ZM162 220H160V219ZM164 218V219H163ZM253 218V219H252ZM259 218V219H258ZM263 218V220H262ZM8 219V220H7ZM16 219H19L16 220ZM59 219V220H57ZM108 219V220H107ZM232 219L234 220V222H237V223H232ZM256 219V220H254ZM7 222H6V221ZM16 220V221H15ZM35 222H34V221ZM40 220V221H39ZM62 220V221H61ZM101 220V221H100ZM125 220V221H124ZM132 222H131V221ZM135 220V221H134ZM141 220V221H140ZM148 220V221H147ZM227 220V221H225ZM231 220V221H230ZM253 220V221H252ZM38 221V222H37ZM56 221V222H55ZM108 221V222H106ZM111 221V222H110ZM115 221V222H114ZM139 221V222H138ZM14 222V223H12ZM19 222V223H17ZM41 222V223H40ZM56 226H55V223ZM70 222L74 223V224H70ZM147 222V224H146ZM227 222V223H226ZM258 222V223H260ZM19 224L20 226H17V224ZM44 223V224H43ZM46 223V224H45ZM54 223V224H53ZM59 223V224H58ZM79 223V224H77ZM90 223V225H89ZM137 223V224H136ZM239 223V224H238ZM256 223V224H255ZM253 224L254 227H255V232L252 231V229L248 230L247 233L250 235L252 234L250 231H252L253 233H256L258 229L259 230V233L257 232L258 236L257 238H261L263 239L264 241V235H263V232L260 231L259 227L256 225L257 222H255ZM13 224V225H12ZM29 224H32V225H29ZM35 224V225H34ZM40 224V225H39ZM41 224H43L41 226ZM83 224V225H82ZM119 224V225H118ZM131 224V225H130ZM133 224V225H132ZM145 224V225H144ZM77 225V226H76ZM81 225V226H80ZM128 225V226H127ZM130 225V226H129ZM137 225V226H136ZM148 225V226H147ZM232 227H231V226ZM235 225V226H234ZM14 228V231H16L17 229H20L18 230V232L16 234H12L13 233L11 231V233L8 232L5 230L9 228V230H13V228L10 229V227ZM17 226V227H16ZM78 227V228H75V227ZM85 226V227H84ZM91 226V227H90ZM126 226V227H125ZM146 226V227H145ZM244 226H245V223H244ZM244 226L240 228V232L241 234H244L245 230L244 229ZM19 227V228H18ZM29 234H32L33 236L35 235V237H32V235H28V232H27V229ZM33 229H32V228ZM37 227V229H36ZM80 227V229H79ZM82 227V228H81ZM93 227V228H92ZM120 227V228H119ZM122 227V228H121ZM128 227V228H127ZM173 227V226H171ZM170 227V232L174 233L175 231V226L173 228ZM17 228V229H16ZM39 228V229H38ZM67 228V229H66ZM69 228V229H68ZM84 228V230H83ZM150 228V229H149ZM231 228V229H230ZM238 228V229H239ZM35 229H36V232H35ZM53 229V230H52ZM59 229V230H58ZM66 231H65V230ZM78 229V230H77ZM124 231H123V230ZM127 229V230H126ZM138 229V230H137ZM146 229V230H145ZM156 229V230H155ZM243 231H242V230ZM6 231L5 233H3L4 231ZM38 230V231H37ZM42 230V231H41ZM45 230V231H44ZM47 230V231H46ZM62 230V231H61ZM75 230V231H74ZM92 230V231H91ZM121 230V231H120ZM129 230V231H128ZM173 230V231H171ZM231 230V231H230ZM254 230V228H253ZM34 231V232H33ZM50 231V232H49ZM54 231V232H53ZM58 231V232H57ZM77 231V233H75ZM87 231V232H86ZM98 231V232H97ZM127 231H128V234H127ZM132 233H129L131 232ZM134 231V232H133ZM226 231V232H225ZM236 231V232H235ZM47 232V235L46 233ZM52 232V233H51ZM63 232V233H62ZM67 232H68V235H67ZM72 232V233H70ZM81 232V233H80ZM85 232V233H84ZM120 232V233H119ZM151 232V233H150ZM15 233V232H14ZM40 233V235L38 234ZM49 233V234H48ZM58 233V234H57ZM60 233V234H59ZM65 233V234H64ZM70 233V234H69ZM100 233V235L98 234ZM123 233V234H122ZM149 233V234H147ZM230 234V235H233ZM261 233V234H260ZM51 234V235H50ZM57 234V235H56ZM73 236H72V235ZM78 234V235H77ZM102 234V235H101ZM104 234V235H103ZM147 234V235H146ZM152 234V235H150ZM158 234V235H157ZM191 234V236H190ZM188 234V237L189 239L190 238H193V236L195 237V235L193 233H190ZM206 235L210 234L208 232H205ZM227 234V235H228ZM240 234V235H241ZM54 235V236H53ZM56 235V236H55ZM66 237H65V236ZM69 235L71 237H69ZM83 235V236H82ZM90 235V237H89ZM110 235V236H109ZM114 235V237H113ZM144 235V236H143ZM149 235V236H148ZM157 235V236H156ZM165 235V236H166ZM225 235V236H227ZM262 235V236H260ZM10 236H13L12 238ZM51 236V237H50ZM76 236V237H75ZM96 236V237H95ZM99 236V237H98ZM102 238H101V237ZM124 236V237H123ZM150 237L148 239V237ZM156 236V238H155ZM164 236V235H163ZM248 235L244 234V237H247ZM3 237V238H2ZM28 237V239H27ZM48 237V238H47ZM69 237V238H67ZM93 237V238H91ZM103 237H106V238H103ZM120 237V238H119ZM143 237V238H142ZM169 237V236H168ZM239 237V236H238ZM243 237V235H242ZM39 238V239H38ZM46 238V239H45ZM52 240H51V239ZM55 240H54V239ZM64 238V239H63ZM66 238V239H65ZM96 238V239H95ZM99 238V239H98ZM108 238H110V240H108ZM129 238V239H128ZM144 238H147V241L146 239ZM164 238V237H163ZM8 241L6 242L5 241ZM12 239V240H11ZM35 240L34 242H32V240ZM63 239V240H62ZM73 239V240H72ZM80 239V240H79ZM82 239H85L82 240ZM91 239V241H90ZM94 239V240H93ZM107 239V240H105ZM261 239H259V241H261ZM62 240V241H61ZM87 240V241H86ZM106 242H105V241ZM115 242H114V241ZM126 240H130V241H135L134 243L136 244H139L140 241H142L139 245H141L140 247H134V248H131V244H129V248L130 249H127L126 248V245L128 243H125ZM5 243H4V242ZM37 241V243H36ZM42 241V242H40ZM50 241V242H49ZM63 242L61 244H59L60 242ZM68 243H66V242ZM93 241V242H92ZM108 241V242H107ZM145 241V242H144ZM149 241V242H148ZM216 241V240H215ZM212 242L213 243H218V244H213L214 246H217L218 245V248H214L212 247L213 245L209 242L207 244H210V245H207L205 246L203 249L205 250V248L207 247V252L208 250L209 253L212 251H216L217 252H221V249L220 248V244H221V241L219 242ZM18 243V244H15ZM44 242V243H43ZM105 242V243H104ZM145 244H144V243ZM171 242V243H170ZM207 242V241H206ZM205 242V243H206ZM12 243V242H11ZM52 243V244H51ZM56 243V244H55ZM77 243V244H76ZM86 243V244H85ZM97 243V244H96ZM143 243V245H142ZM204 243V244H205ZM220 243V244H219ZM0 244V246H1ZM41 244V245H40ZM45 244V245H44ZM56 245L57 247V252L56 253H53L52 254H49L48 255V252H46V250H50L51 251L53 250V247ZM64 244V245H63ZM76 244V245H75ZM90 244V245H88ZM136 244V246H137ZM13 245V246H14ZM31 245V246H30ZM35 245V246H33ZM38 245V246H37ZM46 246L44 248V246ZM51 245V246H50ZM61 245V246H60ZM81 245V246H80ZM138 245V246H139ZM212 245V246H211ZM30 246V247H29ZM79 246L81 248V250L79 249ZM91 246V247H90ZM133 246V245H132ZM144 246V247H143ZM149 246V247H148ZM15 247V246H14ZM13 247V248H14ZM77 249H76V248ZM87 247V248H86ZM88 247L92 248L90 250H88ZM108 247V249H107ZM143 247V248H142ZM148 247V248H147ZM208 247H212L211 248H208ZM222 247V245H221ZM10 250L8 254L7 252V249ZM18 248V247H16ZM38 248V249H37ZM42 248V250H41ZM63 248V249H62ZM137 248V249H136ZM214 248V249H213ZM24 249L28 250L30 249V251L28 252L27 250L24 252ZM35 249H37L35 251ZM44 249V250H43ZM71 249V250H70ZM72 249L73 250H77L76 253H73L72 252ZM83 249V250H82ZM86 249V250H85ZM100 249V250H99ZM133 249H136V252H134L135 250ZM153 249V250H152ZM219 249V250H217ZM18 250V249H17ZM33 250V253L31 254ZM48 250V251H49ZM63 250V251H62ZM44 254H42L41 252ZM69 251V252H68ZM80 251H82L83 253L79 254ZM21 252H24V253H21ZM34 252L36 253V256L34 254ZM89 252V253H88ZM94 252V253H93ZM96 252V254H95ZM199 252V251H198ZM206 251H201L199 252L200 256L201 257H204V256H209L210 254L207 253ZM211 254H214V255H218L220 253L217 254V252H213ZM21 253V254H19ZM38 253V254H37ZM41 253V255H43L42 257L39 256V254ZM216 253V254H215ZM252 253V252H251ZM248 254V257L250 256V258H247V262L243 263L241 262L242 260L240 258H237L238 262L236 264H256L257 262L261 261V263L264 261V257H259V256H255V253L253 255L252 254ZM22 254L26 255V259H23L22 257L18 258V260H16V256L17 255H20L22 256ZM33 255L32 257L29 255ZM76 254L78 256H76ZM85 257L83 258V256L80 257V255H82ZM85 254V255H84ZM92 254V255H91ZM99 254V255H98ZM197 254V253H195ZM170 255H174V257L176 256L177 257V260H172ZM253 256V259L255 261H253L254 263L251 262V259H252V256ZM96 256V258H95ZM191 256H194V253L191 255ZM4 257V258H3ZM24 257V256H23ZM28 257L32 258L30 260H27ZM47 257V258H46ZM89 259H86L88 258ZM8 258V259H7ZM14 258V259H13ZM260 258V259H258ZM3 259V260H2ZM83 259V260H81ZM91 259V260H90ZM150 259V260H149ZM153 259V260H152ZM257 259V260H256ZM250 260V261H249ZM263 260V261H262ZM26 261V263H25ZM58 261V262H57ZM61 261V262H60ZM85 261V262H84ZM148 261V262H147ZM83 262V263H82ZM260 262L257 263V264H261Z\"/></svg>",
	"mask_w": 264,
	"mask_h": 264
}]
</instances>
